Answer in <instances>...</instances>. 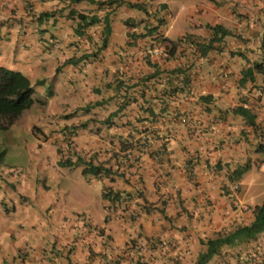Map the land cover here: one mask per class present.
Here are the masks:
<instances>
[{
  "label": "crops",
  "instance_id": "crops-1",
  "mask_svg": "<svg viewBox=\"0 0 264 264\" xmlns=\"http://www.w3.org/2000/svg\"><path fill=\"white\" fill-rule=\"evenodd\" d=\"M108 1L0 0V65L36 81L33 98L42 104L34 102L18 121L25 131L37 126L41 139L56 147L57 159L77 153L114 166L112 154L122 142L147 132L136 173L126 179L84 174L83 164L76 165L101 187L140 186L145 208L134 221L105 220L100 192L102 214L92 217L88 197L69 203L64 186L45 179L31 184L26 168L8 177L29 203L17 198L18 210L5 208L0 225L13 224L5 229L10 240L0 241V264H193L204 248L200 238L253 217L254 206L221 187L231 181L240 187L243 173L233 177L236 165H264L254 150L264 139L263 75L254 68L253 79L245 73L264 59V0ZM77 12L99 20L77 32ZM106 14L110 28L102 45ZM170 16L189 27L167 34ZM215 24L228 32L213 33L208 25ZM154 41H162L164 52H149ZM178 82L192 94L169 92ZM237 105L250 108L253 124L233 111ZM15 193H9L13 199ZM80 212L89 214V227L77 219ZM21 248L28 251L20 260L15 255ZM209 262L225 264L215 257Z\"/></svg>",
  "mask_w": 264,
  "mask_h": 264
},
{
  "label": "rangeland",
  "instance_id": "rangeland-1",
  "mask_svg": "<svg viewBox=\"0 0 264 264\" xmlns=\"http://www.w3.org/2000/svg\"><path fill=\"white\" fill-rule=\"evenodd\" d=\"M172 4H175L176 0H170ZM220 3L223 4L222 0ZM175 6H172L174 9ZM174 14L176 10H173ZM170 16L166 23L167 34H173L180 28L189 27L188 23L182 18H176ZM110 23V22H108ZM106 25V24H105ZM149 28V32L153 33V29ZM147 28V29H148ZM221 32V31H218ZM215 33V30H213ZM145 36L149 37L148 32H144ZM220 33V37H222ZM177 38V35L174 36ZM39 82H41L39 80ZM33 87L36 86V81L32 82ZM46 82H43L45 87ZM264 100V95H263ZM42 104V103H41ZM23 125H20L18 118L15 122L7 129H0V144L4 147V156L0 162V224L3 221L5 212V206L10 213H13V208L16 206L18 210L20 202L27 205L29 203V196L18 190V186L15 188V184L9 183L8 177L11 176L7 173L10 166H22L23 173L26 172V168L30 170L32 180L30 183L45 181L51 184L53 187L56 185H62L67 190L66 199L69 203L81 201L83 198H87L90 201L91 207L94 212H91L90 216L97 217L102 211L100 204V192H101V181L99 179H93L87 181L81 173V167L73 164L71 166L59 164L56 165L58 158L56 147L50 141H43V134L36 132L33 135L31 131H25L22 129ZM39 135V137H37ZM255 148V147H254ZM256 151V150H255ZM259 152V151H257ZM261 157H264V152L258 153ZM256 162V161H255ZM261 162V161H260ZM252 167L245 170L240 177L241 183L240 188L236 192V196L242 198L243 203L248 207H253L256 203H260L264 198V165L260 163H252ZM48 170L51 173L49 178ZM2 173H5L2 175ZM30 179V177H29ZM23 177L20 180V184L24 185ZM16 190V195L11 196L9 193ZM19 202V203H20ZM81 210V209H79ZM13 222L8 220L6 226L0 225V241L6 243L10 240L8 234H5V229L10 230ZM240 246V247H239ZM227 249H223L219 256H222L221 261L229 262L230 264H241L242 261L247 264H264V233H261L256 239H253L246 243H241L237 246L228 245ZM52 249H54L52 245ZM239 256V258L237 257ZM19 259L18 257H15ZM250 262V263H249ZM206 264H210L208 261ZM227 264V263H226Z\"/></svg>",
  "mask_w": 264,
  "mask_h": 264
},
{
  "label": "trees",
  "instance_id": "trees-1",
  "mask_svg": "<svg viewBox=\"0 0 264 264\" xmlns=\"http://www.w3.org/2000/svg\"><path fill=\"white\" fill-rule=\"evenodd\" d=\"M118 1L120 0H109L108 2L112 3ZM129 4L132 6H140L139 3ZM76 14L79 18L76 29L77 32H81V28L99 20L96 15L88 16L82 12H77ZM103 20L105 21L106 25H104L103 28V32H105V34L103 36L102 45H105L107 34L110 28L108 23V14L103 17ZM208 26L215 30V34H217L216 32H218V29L219 31H221L222 34H226L228 32L219 24ZM216 38H218V36H212L207 43L203 44V52H205L208 48L212 46V42ZM168 45L169 44H167L166 46L168 47ZM262 45L264 48V39ZM170 47L171 48L168 50L169 52L172 50V45H170ZM253 68L257 72L262 73L264 81V59L261 61H254L251 68L246 69L245 73L250 75L251 79L254 78V76H252ZM183 85L184 87L187 86L186 83H184ZM172 90L183 91V89H179L178 87L176 89L172 87L170 88L169 92H171ZM33 91V84L25 73L14 68L0 65V129H7L21 114V112L33 103ZM83 108L88 109L89 106H85ZM233 111L235 113L241 114L242 116H245L249 123H254V114L251 113L249 107L244 105H237L236 107H233ZM83 125H85V123H81V126ZM254 150L264 152V139L257 141ZM3 155L4 148L0 145V162L3 159ZM78 161L81 162L83 160L79 158ZM60 164H72V162L70 160H60ZM249 166V162H244L243 164L236 165L233 171V177L240 176L245 170L248 169ZM101 168L102 167L100 165H96L91 162H86V166L83 167L82 172L87 173L91 171L97 174ZM106 169L107 170L104 172L109 173L110 169ZM109 193L111 194V191H109L108 193H104V195H107ZM116 194L111 195L115 196ZM252 213V219L246 224H236L228 230L224 229L215 232L214 235L211 237L200 238L199 241L201 244L204 245V248L197 253L193 264H206L208 261H211L213 257L221 261L219 257L221 258L222 256H219V254L223 249H225L226 246H237L243 242H249L253 239H256L261 233H264V198L260 203L254 205V207L252 208ZM240 262H242L241 264H247V262L245 263V261ZM226 263L230 264L229 262H225V264Z\"/></svg>",
  "mask_w": 264,
  "mask_h": 264
},
{
  "label": "clouds",
  "instance_id": "clouds-1",
  "mask_svg": "<svg viewBox=\"0 0 264 264\" xmlns=\"http://www.w3.org/2000/svg\"><path fill=\"white\" fill-rule=\"evenodd\" d=\"M155 43H157V42H155ZM159 43H160L159 45L162 46V41H159ZM163 52H164V47H163ZM178 83H180V82H178ZM175 86L177 87V85H175ZM185 88H187V86H185L184 88H181V89H183V91H184ZM34 102H35V99H34L33 103ZM39 102H42V101H36L35 103L41 104ZM23 111L21 112V114L23 113ZM30 131H32L34 133V135H36L35 131L40 133V130L35 125H32L30 127ZM68 131H69L68 134L71 135L70 132H73V129H70ZM135 137L136 136L129 137L127 139V141L122 142L123 144H121L120 151L119 152L115 151L112 154V156L114 157L113 158V160H114L113 165L114 166L109 165L108 163H103V161L102 162L98 161L97 159L95 162L91 155L90 156L88 155V158H86L85 156H81V154L78 155L77 153L72 155V156H71V154L69 155L68 153L62 154L59 157V159H57L56 162L58 164H60V160H70L72 162V164H63V165L71 166L73 164H76L78 159L80 158L83 161H81V162L78 161V163L76 165L83 164V167H85L86 162H91V163H94L96 165H100L102 167L97 174L90 171V173H92L93 176H95V177H104L108 180H113L115 177H120V178L126 179L125 176L136 173L135 169L137 170L139 158L145 149V148H143L140 151V154L138 156H136L135 150H137V148H138L139 140H136ZM148 140H149V138H148ZM67 143L69 144L70 141ZM162 147H164V146H162ZM72 157H74V160H72ZM83 167H82V169H83ZM106 168L110 169L109 173L104 172L107 170ZM23 169L24 168L22 166H10L7 170V173H10L11 175L19 176V175L23 174ZM87 173H89V172H87ZM234 186H236V187L233 188ZM221 188H222V191L224 193H229V194L231 193L233 195V193H236L240 187L236 181H231V183H229V185L224 184ZM109 191H111V194H116V193L117 194L115 196L111 195L110 193L107 195H104V193H106V192L108 193ZM101 194L103 195V199H104L103 214H104L105 220H110V219L116 218V217H127L130 220L134 221V220L138 219L139 213L141 212V210H143L145 208V203L141 198L142 196H141L140 186H136L134 191H131V190L115 189L111 185H103L101 187ZM5 208L8 209L6 206H5ZM76 217L78 220H80V221H82V223H84V226H86V227L90 226L89 214H87L85 212H80V213L76 214ZM93 229H95L96 233L99 232L98 227L94 226ZM138 236H139L138 233H136L135 236L132 238L137 239ZM151 242L152 243L153 242L159 243L161 241L152 240ZM128 243H129V247L134 246V241L132 239H129ZM52 245L54 246V244H52ZM52 245H51L50 251H52ZM27 251H24V249L21 248L16 252L15 257H18L21 260L26 256Z\"/></svg>",
  "mask_w": 264,
  "mask_h": 264
},
{
  "label": "built area",
  "instance_id": "built-area-1",
  "mask_svg": "<svg viewBox=\"0 0 264 264\" xmlns=\"http://www.w3.org/2000/svg\"><path fill=\"white\" fill-rule=\"evenodd\" d=\"M156 44L157 45H154L152 47L150 46L148 48V50H149L150 53L160 54V53L163 52V47L160 46L158 43H156ZM176 85H177V87L179 89L184 88V85L182 83H177ZM184 92H186L187 94H190V95L192 94V90L189 89V88H185L184 89ZM135 138H136V140H139L138 148H137V150H135L136 151V156H138L140 154V151L143 148H145L146 145L148 144V135H147V132L146 133L145 132L144 133H141L138 136H136ZM165 150H166L165 147H161V149H160L161 152H163ZM235 187L236 186H234L233 188H235Z\"/></svg>",
  "mask_w": 264,
  "mask_h": 264
}]
</instances>
